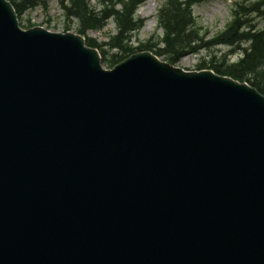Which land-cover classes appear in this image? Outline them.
Returning <instances> with one entry per match:
<instances>
[{
    "label": "water",
    "instance_id": "obj_1",
    "mask_svg": "<svg viewBox=\"0 0 264 264\" xmlns=\"http://www.w3.org/2000/svg\"><path fill=\"white\" fill-rule=\"evenodd\" d=\"M0 264H264V97L0 0Z\"/></svg>",
    "mask_w": 264,
    "mask_h": 264
},
{
    "label": "trees",
    "instance_id": "obj_2",
    "mask_svg": "<svg viewBox=\"0 0 264 264\" xmlns=\"http://www.w3.org/2000/svg\"><path fill=\"white\" fill-rule=\"evenodd\" d=\"M62 7H64L66 16L77 19L80 28L82 29H98L103 23L115 17L119 26V33L112 39V47H121L122 41L127 38L128 31L133 29L131 22L132 12L142 3L143 0H99L101 11L97 12L87 5L85 0H59ZM67 5H64L65 2ZM201 1V0H192ZM192 1L186 0L179 2L178 0H168L165 7L159 12V23L163 30L162 44L164 49H157L156 54L164 55L170 63H175L185 51L195 52L202 46L211 44H226L227 46H238L241 41H250L251 48L245 51L243 59L237 63L226 65V72L222 68L223 64L213 66L212 69L219 74L228 75L238 80H244L260 93L264 95V31L253 32L249 30L246 33H240V28L243 23L248 21L244 19L245 15L249 12L253 13L264 0L258 3H252L249 6L238 5L234 11V21L228 29L217 39L203 44L195 45L197 42V31L191 28L192 19L190 15V5ZM21 3H24L21 0ZM119 3L120 10H116L115 6ZM197 3V2H195ZM243 15V16H242ZM90 43V42H89ZM93 44V43H92ZM148 48V47H145ZM121 49V48H119ZM187 51V52H188ZM116 57L112 56V60H105L108 64L112 65ZM115 58V59H114ZM202 65H199L200 67ZM262 68V69H261ZM258 69H261L258 71ZM249 76H255V80Z\"/></svg>",
    "mask_w": 264,
    "mask_h": 264
},
{
    "label": "rangeland",
    "instance_id": "obj_3",
    "mask_svg": "<svg viewBox=\"0 0 264 264\" xmlns=\"http://www.w3.org/2000/svg\"><path fill=\"white\" fill-rule=\"evenodd\" d=\"M44 3L45 6L39 7L36 9H32V11H27L21 18V25H39L49 30L50 32H59L64 33L65 28L68 27V32L77 33L75 20H69V22H65V18L62 15V10L55 0H40ZM88 4L91 8L96 11H100V6L98 5V0H87ZM168 0H151V2L155 5V9L153 12L148 13L147 11H143L144 5L149 2H144L136 11L135 17L139 18L142 23L141 27L132 35L129 36L128 40L125 43L133 49L132 53L138 49L154 50L152 45H156V48L164 49L162 45L159 44V38L162 35L161 30H157V20L156 16L158 14L159 9L163 8L164 5L167 4ZM179 2H183V0H178ZM192 1V0H190ZM248 2L250 5L253 0H204V1H192V5H190V15L192 12V24L191 28H195L198 36L200 38L205 37V41L210 39L211 37L218 35L223 31V29L228 25L232 17V9L234 8V4L236 2ZM264 9V5L259 6L258 10L260 12L252 14L247 13L246 19H248L249 23L255 30H262L264 28V13H262ZM140 25V24H138ZM22 28H26L23 27ZM244 29L247 30L249 28H240V31ZM264 31V30H263ZM116 26L113 22H108L103 28L99 31L89 30L86 32L87 38H91L95 40V42L101 45L109 55L117 53L116 50L111 49L109 46L103 47L105 44H110L111 37L116 34ZM159 44V45H158ZM240 49L248 47V43H242L238 46ZM237 46L228 47L226 44H220L217 47L210 46L204 49L198 50L195 54L188 50L185 51V54L179 58L178 63L175 66L182 68L186 71H195L197 70V65L200 63H204L205 67H210L211 63L214 65L225 64L228 65L233 62H237L242 57V51L238 49ZM188 51V52H187ZM120 53V52H119ZM156 53V52H155ZM125 57L131 54L128 51L124 53H120ZM166 58L162 55L161 60ZM104 67L108 68L106 63L103 64ZM262 69V68H261ZM261 69H258L260 71ZM255 80V76H249Z\"/></svg>",
    "mask_w": 264,
    "mask_h": 264
},
{
    "label": "bare ground",
    "instance_id": "obj_4",
    "mask_svg": "<svg viewBox=\"0 0 264 264\" xmlns=\"http://www.w3.org/2000/svg\"><path fill=\"white\" fill-rule=\"evenodd\" d=\"M154 9H155V5H154L151 1H149V2H147V3L144 5V9H143V11L145 10V11H147L148 13H151V12L154 11ZM204 65H205V64H202V66H200V67L198 68V72H201V71H210V70H211L213 75H215V76H223L222 74L216 73V72L212 69V65H213L212 63H211V65H210V67H205ZM222 70H223V72L225 73V72H226V67H223Z\"/></svg>",
    "mask_w": 264,
    "mask_h": 264
}]
</instances>
